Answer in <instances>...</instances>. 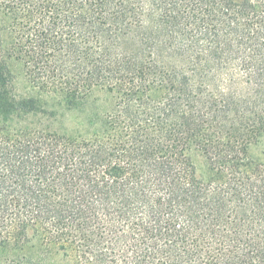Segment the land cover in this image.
<instances>
[{"label":"trees","instance_id":"1","mask_svg":"<svg viewBox=\"0 0 264 264\" xmlns=\"http://www.w3.org/2000/svg\"><path fill=\"white\" fill-rule=\"evenodd\" d=\"M0 24V264H264V0H0Z\"/></svg>","mask_w":264,"mask_h":264},{"label":"rangeland","instance_id":"2","mask_svg":"<svg viewBox=\"0 0 264 264\" xmlns=\"http://www.w3.org/2000/svg\"><path fill=\"white\" fill-rule=\"evenodd\" d=\"M1 26V24H0ZM16 63H23V61L21 60H13ZM21 67V68H19ZM17 68V71L21 72L22 66H19ZM22 75H21V79H14V85L20 90L23 91V86H24V82H26L27 78L26 76H24V72L22 69ZM26 78V79H25ZM223 84L221 83L220 86H222ZM19 91V92H20ZM21 93V92H20ZM101 99L102 98H106L108 97V95H104L101 94L99 96ZM60 96L59 95H54L51 94L48 96V102L53 104V107L56 110V114H54L53 118L49 119L50 122L53 123V125L55 126V128L58 126V128L62 129V130H66L69 132H75V131H80L83 129L88 128L87 126V120H88V113H92L91 111L93 110L91 108V104L94 105V103H92V101H89V104H86L84 107H77L74 109H69L66 106L60 105ZM83 132V131H80ZM251 151L253 153V155L255 156H259L264 152V139L262 142L256 143L254 145L251 146ZM196 157L198 159H200V161H198L197 164L199 167L202 166L203 169V158L202 156L196 155ZM202 164V165H200ZM199 168V170H202ZM41 250V249H40ZM35 257L36 260H38L37 262H40L39 264H75L74 261L70 258L65 256L63 253L61 252H56L54 249H46L43 250L42 252H39V250L35 251ZM34 264H37L36 262Z\"/></svg>","mask_w":264,"mask_h":264}]
</instances>
